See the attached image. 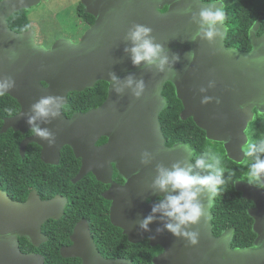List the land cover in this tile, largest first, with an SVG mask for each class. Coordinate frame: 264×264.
Returning a JSON list of instances; mask_svg holds the SVG:
<instances>
[{
  "label": "water",
  "instance_id": "95a60500",
  "mask_svg": "<svg viewBox=\"0 0 264 264\" xmlns=\"http://www.w3.org/2000/svg\"><path fill=\"white\" fill-rule=\"evenodd\" d=\"M40 1L43 0H0V84L6 83L4 77L14 78L16 86L6 94L20 107L14 115L3 118L0 132L12 129L24 133L30 129L25 123V114H31L30 105L42 96H63L65 105L69 92L82 91L97 81H105L107 93L99 105L84 112L74 111L69 117L61 112L50 124L37 121L55 133L53 147L30 134L19 143L20 155H24L28 143L34 142L40 146L41 160L55 165L62 147L69 146L80 159L72 182L90 171L97 180L111 182L115 167L124 184L111 183L104 193L113 199L110 221L122 228L130 243L148 236L151 246H162V251L153 256L152 264H264V192L245 182H236L235 189L241 192L242 198L254 202L247 209L257 234L254 247L232 249V228L222 230L218 236L212 235L213 197L209 199L207 194L201 197L207 219L202 218L193 226L199 232L195 246L163 230L164 223L170 221L159 212L149 224V231H142L138 226L166 195L178 193L170 189L161 192L152 186L157 176L156 165L162 164L170 170L173 163L180 161L182 167L192 168L193 150L181 142L167 145L161 130L159 113L167 103L162 95L164 83H172L181 101L180 119L192 118L205 131L207 139L223 142L229 158L242 160L241 146L247 142L244 129L253 119V108L264 113V63L255 61V57L264 56V32L256 34L259 19L248 31L250 49L240 51L225 46V24L221 29L222 39L217 37L211 44L199 37L193 39L198 24L192 20V14L212 3L221 7L218 0H80L83 11L93 16L92 24L76 42L57 38L45 47L35 42L33 28L15 31L7 22L12 13ZM186 8L190 11L184 13ZM133 24L152 28L154 42L163 46L169 59L165 73L143 62L132 65L131 54L124 49L132 46L127 33ZM189 53H194L192 59ZM173 56H178V61L173 62ZM109 73L121 82L115 87L121 86L129 74L136 79L143 78L144 94L136 99L125 88L118 95L113 91ZM210 81L213 87L208 88ZM201 88L207 90L201 93ZM203 95L213 97L212 102L201 104ZM102 136L106 141L95 145ZM145 150L152 152L154 158L149 164L141 165L140 153ZM156 195L161 196L159 202H153ZM147 197L151 199L149 203ZM65 204L66 198L58 195L42 200L34 189L25 200L17 201L0 188V264H44L40 253L20 249L19 237L35 247L45 242L48 238L42 232V224L48 218H60ZM157 228L162 231L158 233ZM70 240V245L60 248V255L79 257V264H133L124 257H104L84 219L74 225Z\"/></svg>",
  "mask_w": 264,
  "mask_h": 264
},
{
  "label": "trees",
  "instance_id": "16d2710c",
  "mask_svg": "<svg viewBox=\"0 0 264 264\" xmlns=\"http://www.w3.org/2000/svg\"><path fill=\"white\" fill-rule=\"evenodd\" d=\"M165 9L166 7L163 10ZM224 11L226 13L224 24L227 26L225 46L240 51L249 50L248 31L256 19H259L256 34L264 32V0H234L232 3H225ZM75 13L84 22V26L78 34L71 37L72 40H77L94 20L92 15L83 11L80 2ZM7 22L15 31L26 29L29 26L27 11L20 9L12 13ZM106 93L107 83L102 80L82 91H71L67 95L68 102L62 112L67 117L74 111L84 112L99 105ZM162 95L167 103L159 113V122L166 144L175 141L188 144L194 150L191 159L194 163L200 153L208 149L209 140L205 136V131L199 128L192 118L180 119L182 104L176 97L172 83H164ZM19 108L18 102L10 95L0 94V128L3 118L14 115ZM22 137L21 133L12 129L0 132V187L11 199L17 201L25 200L31 189H35L42 199L55 194L68 197L64 215L58 220H48L42 225L48 240L35 247L24 237H19L22 251L40 253L44 258V264H77L78 258L62 257L59 248L69 243V234L74 224L84 217L91 226L93 237L102 255L126 257L131 259L133 264H152V257L160 251L158 246L150 247L146 239L130 243L121 233V229L110 223L108 203L100 196L105 185L95 179L90 180V176H85L75 183L71 182L80 161L69 146L62 148L58 164L53 165L41 160L40 148L36 143L28 144L24 155L21 156L19 143ZM193 170L199 171L195 168ZM248 207L249 201L242 198L234 189L233 181L224 185L222 192L214 197L211 207L214 231L218 233L221 228L233 227L235 232L231 241L233 247L247 246L253 239L252 219L247 214Z\"/></svg>",
  "mask_w": 264,
  "mask_h": 264
},
{
  "label": "clouds",
  "instance_id": "9594fccd",
  "mask_svg": "<svg viewBox=\"0 0 264 264\" xmlns=\"http://www.w3.org/2000/svg\"><path fill=\"white\" fill-rule=\"evenodd\" d=\"M221 7H216L215 3L207 7H201L198 12L192 14V20L198 24V31L193 39L199 37L213 43L217 37L223 38L222 27L226 19L222 0H218ZM190 11L189 8L183 10L184 13ZM180 12V10H178ZM219 25V27H218ZM152 28L143 24H133L127 33V39L131 41V47L125 48V52H130V59L133 66H139L142 62L147 66H155L159 73H165V66L169 64V59L164 54L163 46L154 42ZM189 59L194 57V53H189ZM178 56H173V62L178 61ZM257 63H264V56L255 57ZM6 83L0 84V94L12 91L16 82L12 77H4ZM109 81L113 86V91L118 95L123 93L125 88L131 90L134 98L139 99L145 92L146 84L143 78L136 79L129 74L119 87L120 80L114 74L109 73ZM213 87V82H209L208 88ZM207 89L201 88L204 93ZM213 97L203 95L201 104L212 102ZM219 104V99H216ZM64 110V97L60 95L42 96L29 107L30 115L25 114V123L29 126L31 133L39 140L45 141L49 147L56 143V136L49 128L41 127L37 121L50 124ZM244 157H252L253 162L247 163V182L254 187L264 190V137L256 140L250 139L247 143ZM154 158L150 151L140 153V164L147 165ZM200 172L193 173L191 168L182 167L177 161L171 165V169L165 168L162 164L156 165L157 176L153 180L152 186L161 192L169 191L178 193L166 195L163 200L154 205L149 215L139 221V229L149 231V224L156 219L155 213H161L168 221L164 223L163 230H167L172 236L187 241L188 245L195 246L199 242V232L193 230V226L200 223L201 219H207L204 204L201 197L205 194L209 199L219 195L223 186L233 181L236 176L235 171L225 169L221 164L220 156L210 151L201 152L192 165ZM227 172V177L225 173ZM158 233L162 229L157 228Z\"/></svg>",
  "mask_w": 264,
  "mask_h": 264
},
{
  "label": "flooded vegetation",
  "instance_id": "af4514ba",
  "mask_svg": "<svg viewBox=\"0 0 264 264\" xmlns=\"http://www.w3.org/2000/svg\"><path fill=\"white\" fill-rule=\"evenodd\" d=\"M253 111H254V116H253V119L252 120H250L248 123H246V126H245V129H244V133H245V135H246V138H247V142L245 143V144H243L242 146H241V152L242 153H244L245 151H246V148H247V143H248V141L250 140V139H253V140H256V139H258V138H260V137H264V113H258V112H256L255 111V108H253ZM19 133H21L20 131H18ZM22 134V139L24 138V137H26V136H28V135H30V134H32L31 133V131H30V129H28L26 132H24V133H21ZM21 139V140H22ZM20 140V141H21ZM209 140V145H208V149L206 150V151H210V152H212V153H215L216 155H218V156H220V158H221V164H222V166L225 168V169H231V170H233V171H235V173H236V176L233 178V185H234V189H235V183L236 182H245V183H248L247 182V168H246V161H247V163H251V162H253V158L252 157H244V155H243V158H242V160L240 161V162H238V161H235V160H233V159H231V158H229L228 157V155H227V153H226V150H225V147H224V145H223V142L222 141H218V140H211V139H208ZM106 141V137H104V136H102V137H100L96 142H95V145H100V144H102V143H104ZM166 141V140H165ZM177 142H181V141H175V142H173V143H177ZM31 143H34V142H31ZM172 143V144H173ZM181 143H185V142H181ZM28 144H30V143H28ZM27 144V145H28ZM172 144H168V145H172ZM186 144V143H185ZM38 145V144H37ZM188 145V144H187ZM39 146V145H38ZM64 146H66V145H64ZM63 146V147H64ZM189 146V145H188ZM27 147V146H26ZM62 147V148H63ZM39 148H40V146H39ZM189 148H191L190 146H189ZM26 149V148H25ZM192 149V148H191ZM62 150V149H61ZM72 150V149H71ZM193 150V149H192ZM61 152V151H60ZM73 152V151H72ZM39 153H40V150H39ZM193 153H194V150H193ZM74 154V153H73ZM75 156V155H74ZM192 157H193V154H192V156H191V158H190V161H191V159H192ZM264 157V155H262L261 156V158H263ZM79 159V158H78ZM79 161H80V159H79ZM192 162V161H191ZM192 165H193V163H192ZM79 167H80V164H79ZM193 168L194 167H192L191 168V170H192V172L193 173H197V172H200V170L199 171H194L193 170ZM79 169V168H78ZM77 172H78V170H77ZM76 172V173H77ZM76 173H75V175H76ZM200 174L201 175H203V174H205V173H203V172H200ZM74 175V176H75ZM74 176L71 178V182H72V179L74 178ZM85 176H90V180H92V179H95L96 181H98V182H100V183H102L103 185H105V188L100 192V196L104 199V201H106L107 203H108V218H109V221H110V206H111V204H112V202H113V199H111V198H109V197H107L104 193H105V191L109 188V186L111 185V183H115V184H119V185H122V184H124V178L118 173V171L116 170V168L115 167H113V170H112V174H111V182H108V183H104V182H101V181H99V180H97V178H96V176L93 174V172L92 171H90V172H88V173H86L85 175H83L80 179H82L83 177H85ZM225 176H227V172L225 173ZM79 179V180H80ZM78 180V181H79ZM77 182V181H76ZM72 183H75V182H72ZM249 184V183H248ZM253 188H256V187H254L253 185H251ZM1 188V187H0ZM2 189V188H1ZM256 189H258V188H256ZM3 190V189H2ZM31 190H33V189H31ZM30 190V191H31ZM35 190V189H34ZM236 190V189H235ZM258 190H260V189H258ZM29 191V192H30ZM236 191H238V190H236ZM260 191H263L264 192V190H260ZM239 193H240V196H241V192L240 191H238ZM29 194V193H28ZM38 194V193H37ZM55 195H58V196H61V197H63V198H66V204H65V206H64V211H63V213H62V215L60 216V218L64 215V213H65V211H66V207H67V203H68V197L66 196V195H63V194H55ZM55 195H53L52 197H54ZM254 196V195H253ZM40 197V196H39ZM52 197H50V198H52ZM41 198V197H40ZM50 198H47V199H50ZM26 199V198H25ZM42 199V198H41ZM47 199H42V200H47ZM245 199V198H244ZM161 200V196L160 195H156V196H154L153 197V202H159ZM248 201H249V207L247 208V209H249V208H251V207H253L254 206V202L251 200V199H247ZM151 201V199L149 198V197H147L146 198V202H150ZM213 202H214V197H213ZM213 205V204H212ZM212 207V206H211ZM211 207H210V212H211ZM212 214V213H211ZM248 214V213H247ZM212 217H213V214H212ZM212 217H211V220H212ZM251 217V216H250ZM60 218H58V219H60ZM58 219H52V218H48L46 221H48V220H58ZM80 219H84V220H86V222H87V224H88V227H89V230H90V236L92 237V239H93V241L95 242V239H94V237H93V234H92V230H91V226L89 225V222H88V220L86 219V218H84V217H81ZM79 219V220H80ZM251 219H252V223H251V228H252V226H253V222H254V219H253V217H251ZM78 220V221H79ZM211 220H210V222H211ZM45 221V222H46ZM78 221H76V223L78 222ZM44 222V223H45ZM43 223V224H44ZM75 223V224H76ZM110 223L112 224V222L110 221ZM42 224V225H43ZM74 224V225H75ZM113 225V224H112ZM211 225H212V222H211ZM113 226H115V225H113ZM74 227V226H73ZM115 227H118V226H115ZM119 229H121V233L123 234V235H125L123 232H122V228H120V227H118ZM228 228H232L233 230H234V228L233 227H227V228H221L220 229V231L218 232V233H216L215 231H214V228H213V225H212V235L213 236H218V235H220V233L222 232V230H224V229H228ZM72 231H73V228H72ZM72 231H71V233H72ZM252 231H253V229H252ZM42 232L44 233V231H43V229H42ZM70 233V234H71ZM45 234V233H44ZM70 234H69V243H66V244H64V245H62V246H65V245H70L71 243H72V241L70 240ZM253 234H254V236H253V239H252V241H251V243L249 244V245H247V246H244V247H239V248H248V247H254V240H255V238H256V233L253 231ZM234 235H235V232L233 231V235H232V238H231V241H232V239H233V237H234ZM45 236L48 238V236L45 234ZM126 236V235H125ZM126 239H127V236H126ZM144 239H146L147 241H148V244L150 245V243H149V237L148 236H146V237H144L142 240H144ZM48 240V239H47ZM46 240V241H47ZM128 240V239H127ZM142 240H140V241H142ZM45 241V242H46ZM139 241V242H140ZM231 241H230V247L232 248V249H234V248H238V246H231ZM129 242V241H128ZM43 243V242H42ZM41 243V244H42ZM136 243H138V242H136ZM95 244H96V242H95ZM62 246H60V248L62 247ZM96 246H97V244H96ZM159 247L160 248V251H158V253L159 252H161L162 251V246H160L159 244H156V245H154V246H151L150 245V247ZM60 248H59V252H60ZM97 248H98V250L100 251V249H99V247L97 246ZM101 253V252H100ZM158 253H156V254H158ZM102 254V253H101ZM155 254V255H156ZM104 256V255H103ZM104 257H106V256H104ZM64 258H69V257H64ZM74 258H78V263L77 264H79L80 263V258L79 257H74ZM107 258H114V257H107ZM124 258H126V257H124ZM153 258V257H152ZM152 261V260H151Z\"/></svg>",
  "mask_w": 264,
  "mask_h": 264
},
{
  "label": "rangeland",
  "instance_id": "374dc122",
  "mask_svg": "<svg viewBox=\"0 0 264 264\" xmlns=\"http://www.w3.org/2000/svg\"><path fill=\"white\" fill-rule=\"evenodd\" d=\"M222 1L225 4L234 0ZM79 2L80 0H43L27 8V28L34 29L35 42L49 47L57 38L72 40L71 37L78 34L84 26V22L75 13ZM78 39L72 41L76 42Z\"/></svg>",
  "mask_w": 264,
  "mask_h": 264
}]
</instances>
